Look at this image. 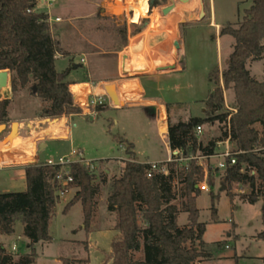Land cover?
<instances>
[{"label":"trees","instance_id":"16d2710c","mask_svg":"<svg viewBox=\"0 0 264 264\" xmlns=\"http://www.w3.org/2000/svg\"><path fill=\"white\" fill-rule=\"evenodd\" d=\"M36 1L0 0V70L11 73L14 92L30 88L34 96L49 102L41 117L80 115L81 109L70 88L72 82L68 80L71 67L57 69L56 59L62 49L47 21L48 15L32 10ZM147 9L148 3L144 7ZM221 35H230L235 42L227 67L221 77H217L218 84L205 101V117L170 122L169 145L185 156L214 154L218 139L204 143L197 135V127L216 121L229 123L233 150L238 152L237 163L228 165L221 177L231 186L247 188L248 192L242 194L241 199L254 204L264 199V80L252 75L248 63L264 60V0H252L251 6L243 10L241 20L237 24H225ZM227 90L234 93L235 112L223 111ZM10 103V98L0 99V124L10 121ZM114 138L125 145L131 159L125 161L121 174L113 178L107 197V210L117 215V233L105 263L198 264L212 257L203 240L206 223L199 221L200 209L196 203L202 192L197 185L205 174L199 160L192 158L182 167L169 163L168 175L155 173L149 177L151 164L137 160L134 144L117 135ZM100 161L108 162L107 159ZM69 168L73 179L69 188H76V191L64 212L80 202L83 226L89 232L96 217L98 197L108 176L104 170L99 178L96 167L92 169L81 161L72 162ZM60 169V165L29 164L25 167L24 191L0 192V235L13 234L20 221L31 249L16 258L0 242V264H36L34 245L52 241L50 225L62 189L57 179ZM217 173L221 170L210 169L207 179L210 186L215 184ZM176 180L182 185L183 210L175 202ZM181 211L188 214V223L183 226L178 223ZM211 214L212 219L218 221L214 201ZM258 238L264 239V230ZM223 246L225 242L217 243V247ZM139 251H143L142 260L134 257ZM61 261L63 264H89L90 259L61 258Z\"/></svg>","mask_w":264,"mask_h":264},{"label":"rangeland","instance_id":"374dc122","mask_svg":"<svg viewBox=\"0 0 264 264\" xmlns=\"http://www.w3.org/2000/svg\"><path fill=\"white\" fill-rule=\"evenodd\" d=\"M143 3L145 2L140 0H108L112 11L110 10L104 17L95 18V30L98 28L99 33L94 36L99 44L121 50L124 45H127L128 36L137 35V31L140 32L147 27L150 32L165 30L169 36L165 44L171 46V50L163 61V65L167 67H161L160 70L174 67L175 63L172 62L178 57L175 47L180 50L181 43L173 42L184 40L185 68L179 72L160 75L155 79L153 89L157 99L168 103L166 104L169 106H166L168 126L170 122L187 121L192 115L202 113L201 109L205 107V101L217 86V77H221L227 67L229 55L233 51L235 40L230 35H221L222 27L228 22L237 24L241 20L243 10L251 6L252 0H204V3L201 0H192L190 4L179 2L176 9L167 16L162 15L161 5L151 10L150 0H148V11L141 10ZM138 12L140 15L136 22L134 14ZM203 12L205 18L202 16ZM136 44V39H132L127 48L134 58L136 52L141 49ZM122 55L123 53H120L118 57ZM77 58L80 59L78 56ZM139 60L143 61L142 58H138L130 67V70H135L136 74L123 75L121 78L108 82L115 83L118 87L122 97L120 106L117 107L112 102H108L104 107H97L93 115L85 116L83 113L73 115L70 137L64 141H51L45 152L46 157L40 152L37 153L36 160L49 158L58 160L64 156L70 162L84 159V162L90 161L96 167L98 177L104 170L105 172L109 170V173L106 172L108 181L102 186L96 217L89 232L83 226L81 203L64 212L76 188H70L64 195L60 194L50 228L52 241H41L34 245L36 264H63L61 258H89V264H111V262L105 263V258L111 251V243L117 233V215L107 210V197L111 191L113 178L121 174L125 161L131 159V156L119 146L114 135L132 142L140 161L151 163L167 160V142L160 133L157 113L148 105H138L143 103L139 99L140 96L149 97L150 95L149 80L142 79L141 83L140 81L131 82V88L136 90L132 98L126 96L128 88L122 83L129 76L138 78L144 75L145 70L140 68L145 66L146 61L141 63ZM62 62L64 63V61L57 62L59 68ZM156 66L158 65H152L153 71ZM137 68L140 70L136 71ZM117 69L119 70L120 66L116 65L115 70ZM101 70L103 71V68ZM120 71V74H123V70ZM252 73L258 80H264V60L263 63L253 64ZM220 82L223 84L222 80ZM4 94L9 93L3 91L1 96ZM10 99L9 119L41 117L42 110L49 105L48 101L34 96L30 88L13 91ZM234 102L233 91L227 90L225 104L233 106ZM149 104L153 105V103ZM223 111L228 110L224 107ZM161 129L162 131L166 129L164 114ZM225 132H227L226 123L216 121L212 125L203 127L200 138L204 143L211 139L220 140L225 138ZM4 135L5 133L0 136V139ZM217 149L216 146L215 150ZM74 151L78 154H74ZM106 159L108 162L100 161ZM180 163L178 167L183 166ZM208 163L210 169L215 170L216 158L208 160ZM222 173L223 170L215 175V184L210 186V190L202 191L196 200L200 209L199 221L206 223L203 240L212 254V257L203 260L201 264H264V239L258 238V234L264 230L263 199L254 204L242 200L241 195L247 193L248 189L225 183L221 177ZM99 178L96 179V183L99 182ZM181 186V183L176 180L175 187L178 195L175 202L183 210L185 198L182 196ZM25 189L24 180H16L12 185L0 183V192ZM213 201L218 209V221L212 219ZM178 223L181 226L188 223L186 212L181 211ZM219 241L225 242L226 246L217 247ZM18 244L20 249L25 251L24 242L18 240ZM134 257L142 260L143 251L134 253Z\"/></svg>","mask_w":264,"mask_h":264},{"label":"crops","instance_id":"0c3cea01","mask_svg":"<svg viewBox=\"0 0 264 264\" xmlns=\"http://www.w3.org/2000/svg\"><path fill=\"white\" fill-rule=\"evenodd\" d=\"M147 3L148 0H146V2L141 5V10H144V7L147 5ZM110 10L111 8H109L108 0H56L50 11V15L53 18V22L50 25L51 30L62 49V53L57 55L56 67L59 71H62L67 67H71L68 77V80L72 82L70 85L71 91L74 93V95H76L75 92H78L81 100L85 102L90 98L91 93H104L105 85L109 84L108 82L114 81L118 77L121 78L123 75H133L135 70H130V67L136 63L138 58H142L143 61L141 62L139 60V62L145 63L146 61L145 66L140 68L145 70L144 75L139 76L138 78H131L129 76V78L124 79L122 83L126 88L129 89L132 98L136 90L131 88V82L140 81L139 83H141L142 79L149 80L148 87L150 95L149 97L140 96L139 99L143 103L138 105H148L155 113H157L159 130L162 135L165 130L168 132L169 127L167 126V129L162 131L160 120V117H163V114L167 117L166 104L168 103L160 101L154 96L153 84L155 79L160 75L179 72L185 68L186 63L184 59V40H175L173 42L174 44L175 42L181 43L179 47L180 50L175 47L178 57L177 60L172 62L175 63L174 67L168 70H160L161 67H167L166 65H163V61H165L166 56L171 50V46H169L167 43L165 44V42L169 39V36L165 30H162L161 32H150L149 27H147L146 29L137 33V35L132 37L128 36V43L127 45H124L125 47L123 46V49L121 50H117V48L113 46L105 47L96 41L94 34H98L99 32L98 28L95 30V18L98 16L104 17ZM139 15V12L134 14L136 22L138 21ZM55 17H59L61 20L56 22L54 20ZM203 18H205V15ZM165 34L167 37H163ZM132 39H136V45H139L141 48L139 52H136L135 58L132 57V53L127 49L129 48ZM122 50L125 51L122 52ZM120 53H123L122 57H118V54ZM77 56L80 57V59H78ZM82 58L84 59L83 62ZM113 58H117V60H119L117 64H115ZM58 61H64V63L62 62L63 64L61 68L57 66ZM256 62L263 63V60L248 63V68L250 69L251 73L252 66ZM153 64L158 65L154 68V71L152 70ZM116 65L118 67L120 66V69H117V71L115 70ZM102 68L103 71L101 70ZM140 69L137 68L136 71H139ZM120 70H123V74H120ZM252 75L255 77L253 73ZM75 87L80 88L75 90ZM138 90L141 92V88ZM3 91L8 92L9 94L1 96ZM117 91L121 105L122 97L118 87ZM12 92L13 90L11 85L0 90V99L11 98ZM149 103H153V105ZM201 111V114L192 115L191 117H205L204 106L202 107ZM72 119L73 116L65 115L53 118L32 116L10 119V121L6 123L7 128L5 132L2 133H5V135L0 139V183L12 185L16 180L25 181V167L29 164L41 161V159L36 160L38 152H40V154L43 156L45 155V152L47 151L51 141H64L70 137V133L72 131ZM13 122L18 123L17 130L14 135L12 134L11 126ZM2 134L0 136H2ZM165 140L167 142V152L169 158L171 151L169 138ZM221 141L222 139L218 140V142ZM119 146L121 147L120 144ZM136 158L138 161H140L137 155ZM106 172L109 173V170H106ZM79 203L80 202H77L75 205ZM53 219L51 221V225L53 223ZM20 223L22 222L18 221L16 223L15 232L13 234L0 235V242L16 258L23 253L29 252L28 250H30L28 247L29 240L24 236L23 233V224H21V227L18 228ZM18 240H22L26 245L25 251L20 249L21 247L18 244ZM198 264H201V262Z\"/></svg>","mask_w":264,"mask_h":264},{"label":"built area","instance_id":"2783aa9c","mask_svg":"<svg viewBox=\"0 0 264 264\" xmlns=\"http://www.w3.org/2000/svg\"><path fill=\"white\" fill-rule=\"evenodd\" d=\"M37 4L33 11L36 12H43L48 15L47 21L50 23L53 22V18L51 17V9L56 2V0H37ZM31 11V10H28ZM56 22L60 21L61 19L59 17H55L54 19ZM84 59L82 58V62ZM73 93V92H72ZM74 94V93H73ZM76 95H74L75 103L80 107L81 113H83L85 116L93 115L96 113L97 107H104L108 102H111L109 96L107 95L106 91L104 93H91L90 98L87 99V101L81 100V98L78 95V92H75ZM225 107L230 112H235L236 109L233 106H230L228 104H225ZM160 117V116H159ZM231 115L228 116V121L230 120ZM163 117H160V120H162ZM164 121L166 123V128L168 126L166 116L164 117ZM202 125H199L197 127V135L201 136L203 132ZM169 128V127H168ZM227 133L228 136L226 138L222 139L221 142H216L217 150H215L214 154L211 155H197V156H185L184 153L181 150L178 149H171L170 156L167 161L165 162H151V168L148 172V176L151 177L155 173H163L165 175L169 174V163H177V165L180 163L181 165L187 166V163L192 158H197L199 160V164L204 167V179L201 183L197 185V187L200 188L201 191H208L210 190V185L207 181L209 173H210V166L208 163V160L216 158L217 163L215 165V169L225 170L228 165H235L237 163V153L233 150V146L231 143V136H230V125L228 123L227 125ZM162 136L164 139L168 138V132L167 130L162 133ZM121 148L126 151V148L124 145H121ZM216 148V147H215ZM74 154H78V152L74 151ZM80 153V152H79ZM82 163H85L86 165L90 166L92 169L95 168V166L90 162L86 161L84 162V159L78 160ZM76 162V161H75ZM37 163H46L51 166L60 165L61 169L59 171V174L57 176V179L62 185V189L60 191L61 195L66 194L69 192V183L73 180L72 176L70 175V160L67 157H60L58 160H54L52 158L41 160ZM183 163V164H182Z\"/></svg>","mask_w":264,"mask_h":264},{"label":"water","instance_id":"95a60500","mask_svg":"<svg viewBox=\"0 0 264 264\" xmlns=\"http://www.w3.org/2000/svg\"><path fill=\"white\" fill-rule=\"evenodd\" d=\"M159 1H161V0H159ZM191 1L192 0H169V2H170L169 4L162 6L161 13L164 16H167L168 14H170L172 11H174L176 9L178 2H180L182 4H190ZM201 2L204 3V0H201ZM202 14L204 15V12ZM114 62L117 64V62H118L117 58H115ZM9 81H10V72L8 70H0V90L8 87ZM34 90H36V87H34ZM105 91H106L107 95L109 96L111 102L116 106H120V99H119L116 84L115 83L106 84L105 85ZM11 126H12V134L16 133L18 123L13 122ZM6 128H7L6 123L0 124V135L3 132H5ZM223 188H224V186H223Z\"/></svg>","mask_w":264,"mask_h":264},{"label":"flooded vegetation","instance_id":"af4514ba","mask_svg":"<svg viewBox=\"0 0 264 264\" xmlns=\"http://www.w3.org/2000/svg\"><path fill=\"white\" fill-rule=\"evenodd\" d=\"M150 3H151V10H153L155 8V6H159V5L163 6L162 4L166 5V4H169L170 2H169V0H161V1H159V0H150ZM185 28H187V26ZM183 32H184V30H183Z\"/></svg>","mask_w":264,"mask_h":264},{"label":"bare ground","instance_id":"6f19581e","mask_svg":"<svg viewBox=\"0 0 264 264\" xmlns=\"http://www.w3.org/2000/svg\"><path fill=\"white\" fill-rule=\"evenodd\" d=\"M140 1H144V2H146V0H140ZM204 16V15H203ZM80 87H75V90H78ZM4 89V88H3ZM5 95V94H4ZM126 96H128V98H130L131 97V95H130V91H129V89H128V93H127V95ZM165 117V116H164ZM165 126H166V123H165ZM167 129V128H166ZM166 131V130H165ZM164 131V132H165Z\"/></svg>","mask_w":264,"mask_h":264}]
</instances>
